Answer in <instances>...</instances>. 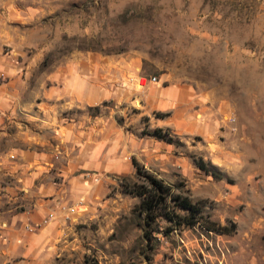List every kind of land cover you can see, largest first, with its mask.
<instances>
[{
    "label": "rangeland",
    "instance_id": "374dc122",
    "mask_svg": "<svg viewBox=\"0 0 264 264\" xmlns=\"http://www.w3.org/2000/svg\"><path fill=\"white\" fill-rule=\"evenodd\" d=\"M0 64V264H264L260 0H0Z\"/></svg>",
    "mask_w": 264,
    "mask_h": 264
},
{
    "label": "trees",
    "instance_id": "16d2710c",
    "mask_svg": "<svg viewBox=\"0 0 264 264\" xmlns=\"http://www.w3.org/2000/svg\"><path fill=\"white\" fill-rule=\"evenodd\" d=\"M154 135L161 137L159 129L154 130ZM135 167L136 175L139 176L140 170L137 163L132 159ZM143 181L140 183L132 182L129 188L124 190L139 198L138 209L143 214L144 224L149 225L159 215L165 217L174 224L193 225L200 219V207L197 203L192 202L187 195L173 193L169 185L164 184L160 179L141 172ZM141 177V176H140ZM178 210L186 211L180 214ZM205 229H214L215 231L223 232L225 226L219 225L211 220L203 226ZM147 231L143 234L146 235Z\"/></svg>",
    "mask_w": 264,
    "mask_h": 264
},
{
    "label": "crops",
    "instance_id": "0c3cea01",
    "mask_svg": "<svg viewBox=\"0 0 264 264\" xmlns=\"http://www.w3.org/2000/svg\"><path fill=\"white\" fill-rule=\"evenodd\" d=\"M1 65V64H0ZM1 69V66H0ZM6 85L7 83L0 82V111L5 112L6 108V99H5V91H6Z\"/></svg>",
    "mask_w": 264,
    "mask_h": 264
},
{
    "label": "built area",
    "instance_id": "2783aa9c",
    "mask_svg": "<svg viewBox=\"0 0 264 264\" xmlns=\"http://www.w3.org/2000/svg\"><path fill=\"white\" fill-rule=\"evenodd\" d=\"M260 4L262 5V6H264V0H260ZM155 79V77H152V80H154ZM73 209H71V211H72Z\"/></svg>",
    "mask_w": 264,
    "mask_h": 264
}]
</instances>
